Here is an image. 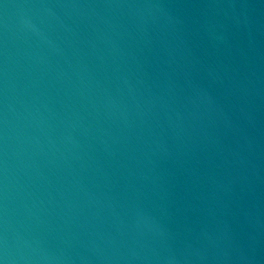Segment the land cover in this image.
I'll list each match as a JSON object with an SVG mask.
<instances>
[{
    "label": "water",
    "instance_id": "95a60500",
    "mask_svg": "<svg viewBox=\"0 0 264 264\" xmlns=\"http://www.w3.org/2000/svg\"><path fill=\"white\" fill-rule=\"evenodd\" d=\"M0 264H264V0H0Z\"/></svg>",
    "mask_w": 264,
    "mask_h": 264
}]
</instances>
